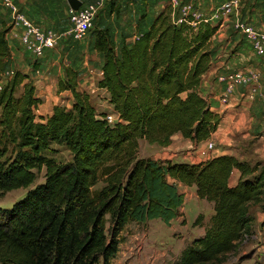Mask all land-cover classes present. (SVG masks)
Returning <instances> with one entry per match:
<instances>
[{"label": "trees", "instance_id": "trees-1", "mask_svg": "<svg viewBox=\"0 0 264 264\" xmlns=\"http://www.w3.org/2000/svg\"><path fill=\"white\" fill-rule=\"evenodd\" d=\"M174 11L168 4L119 50L109 28L95 31L94 48L104 55L98 85L110 94L115 123L79 88L71 66L59 91L72 93V107L55 105L44 116L33 81L12 65L8 29H0V193L29 188L10 208L0 206V264H113L128 224L159 219L170 225L180 217L179 183L196 186L214 213L176 264H230L255 235L252 208L264 214L262 160L226 154L190 164L139 154L142 139L168 146L180 132L200 143L221 122L201 88L219 25L191 15L178 23ZM54 143L72 159L60 163L46 155ZM235 169L241 174L232 185ZM42 170L45 181L31 187Z\"/></svg>", "mask_w": 264, "mask_h": 264}, {"label": "rangeland", "instance_id": "rangeland-1", "mask_svg": "<svg viewBox=\"0 0 264 264\" xmlns=\"http://www.w3.org/2000/svg\"><path fill=\"white\" fill-rule=\"evenodd\" d=\"M15 1L21 9H24L23 11L28 17H36L37 19L44 16L57 17L68 13L70 7L68 0ZM81 1L83 2V5L102 3L93 28L82 40L64 38L60 45L54 49L61 47L66 48V46H73L75 44L78 45L80 42L88 45L93 39H95V31L99 28H109L118 48H120L123 41L131 43L135 33L139 34L148 27L147 20L149 19L152 22L154 18L153 16L158 10V8H154V5H157V3L162 0H145V6L149 8L140 5V0ZM221 1L223 0H220L219 2ZM168 2L170 3V0H168ZM219 2H215L214 0H196V3H193V7L207 15L216 5L219 4ZM182 3L188 4L190 2L184 0ZM182 3L180 4L183 5ZM198 3L199 5H197ZM242 3L243 12L246 17L256 20H264V0H242ZM127 8L129 9V12L133 11V9H143L144 13H140V18L132 17L131 13L125 11ZM174 10L176 17H179L183 13L180 7H177ZM69 24L66 26L67 28ZM66 27L64 28L67 29ZM224 28L226 27H223L220 31V34L222 33L220 39H217L216 37L213 41L216 47L221 44L227 45V42L229 41H232V45H230L229 48H233L234 44H236L235 41L240 40L241 43V34H237L236 36V33L231 26L228 32L227 30L225 32ZM54 29H56V27ZM243 44L245 48H248L249 44L246 41H244ZM88 48L90 51V53H88V61H91L92 66L90 67L91 70L87 71V74L80 78V81L85 82L84 85H82V88L87 87L91 89V91H97L99 88V70H97V68H99V58L96 56V53L93 54L91 52L93 51L91 46ZM46 53L47 50L45 51V54ZM78 60L81 68L83 65V56H79L77 57V60L73 59L72 61L76 64ZM60 63L65 67L66 63L63 60V57H61ZM262 64L264 65V61H262ZM82 72H84V70ZM21 92V89H19L17 93L20 94ZM96 95L99 96L102 102L105 101V98L98 93L93 94L95 99L97 98ZM55 100L62 102L59 105L71 108L74 98L71 92H64L61 96L58 92V96H55L54 101ZM43 102L44 105L42 104L40 111L44 116H47V111L51 109L52 106L48 105L45 101ZM105 104L104 114L115 113V110H112L111 107H109L108 102H105ZM149 151L146 142L142 141V148L140 149L139 154L142 156L144 153H149ZM46 155L56 159L60 163H65L72 159L70 151L64 145L55 143L51 145V148L46 152ZM44 181L45 170H42L38 173V177L34 185L31 187L43 183ZM101 186L102 183H99L94 188L96 189ZM28 190L29 188H20L6 193H0V206L10 208L14 203L22 199ZM180 191L185 195V202L180 209V217L172 221L170 225L165 224L159 219H154L146 223L132 222L128 224L120 234L119 251L113 259V264H176L182 251L195 238L204 234L205 228L210 222L211 215L214 213L212 204L206 200L199 199L194 189L180 187ZM252 212L255 220V235L250 241L240 244L236 253L230 256V264H264V226H262L264 214L258 206L253 207ZM199 215H203V219L199 224H196L195 221Z\"/></svg>", "mask_w": 264, "mask_h": 264}, {"label": "crops", "instance_id": "crops-1", "mask_svg": "<svg viewBox=\"0 0 264 264\" xmlns=\"http://www.w3.org/2000/svg\"><path fill=\"white\" fill-rule=\"evenodd\" d=\"M140 1V5L144 6L145 8H149L145 6V0ZM180 1L184 2V0ZM187 1L190 3H196V0ZM214 1L219 2L220 0ZM224 1L226 0L219 2V4ZM168 4H170L168 0H162L159 1L157 5L155 4L154 8H158V10L155 12L153 17L155 18L160 12H162ZM197 5H199V3ZM128 8L125 11L129 12ZM129 13H131L132 17L140 18V13H144V10L133 9V11ZM29 17L35 23H38L45 28L56 27V29H61L69 24L68 13L59 15L57 17L44 16L40 19L31 16ZM252 20L258 25H264V20ZM147 22L148 27H146V29L143 31L147 30L152 23L149 19ZM230 26L232 27L231 24H228L226 28H224L225 32L226 30L228 32ZM3 27L8 29L7 37L12 48V65L21 70L23 73L29 75L36 87V94L41 97L48 105L52 106L51 109L47 111L46 115H50L52 113L53 107L55 105L62 103L61 101L58 102L59 100H55L56 102L54 101L55 96H58V92L60 96L64 92H70L59 91V79L64 77V70L67 66H71L78 71L79 88L82 91H87L90 93L92 103L99 113L105 112V102H108L109 107H111L112 110H115L114 105L109 101L110 94L107 89L99 87L97 91H91V89L87 87L82 88V85H84L85 82L80 81V78L87 74V71L91 70V61H88V53H90L88 47L90 46L93 49L91 52L93 54L96 53V56L99 58V68H97V70H99L98 82L102 77L104 55L94 48L95 39H93V41L88 45L80 42L78 45L75 44L73 46H66V48L61 47L58 49H48L47 53L42 58H36L32 55V53L23 48L19 36L22 31V27L13 23L11 14L6 10H3L0 13V29ZM222 29L223 28H219L213 38V41L216 37L217 39H220V35L222 34H220V31ZM234 32L236 33V36L239 34L235 30ZM137 35L138 34L135 33L132 42L137 37ZM241 40V43L240 40L235 41L236 44H234L233 48H229V46L232 45V41L227 42V45H218L216 47V54L212 66L203 76L201 85L202 93L210 103L211 109L221 116V122L217 130L213 132L211 137L208 139V141H213L215 144V148L210 152V156L206 157L202 154V150L205 149L208 143L207 140L197 143L189 138H185L179 132L173 136L172 142L168 146H160L156 143L150 144L146 140L142 139L140 141V149L142 148V141H145L150 150L149 153H144L145 155L143 154V157H152L154 159L172 160L179 163L193 164L206 161L215 156L230 154L238 157L241 160H262L264 162L263 103L260 100L252 102L247 98H244L243 91L245 88L240 86L230 96L229 103L224 104L220 100L222 85L216 80L217 74L226 68L237 69L243 66H249L261 70L263 69V59L254 55L250 45L247 44L248 48H245L243 44L244 39L241 38ZM119 49L120 48L117 46V50ZM79 56H83V65L81 68L79 60L76 62V64L72 61L73 59L77 60V57ZM61 57H63V60L66 63L65 67H63L60 63ZM83 70L84 72H82ZM95 93L101 94L105 98V101L102 102L98 95H96L97 98L95 99V96H93ZM42 104L44 105V102ZM240 174L241 172L239 169H235L233 171L231 176L232 185H235L238 182ZM179 187H187L196 191V186L188 187L179 183Z\"/></svg>", "mask_w": 264, "mask_h": 264}, {"label": "built area", "instance_id": "built-area-1", "mask_svg": "<svg viewBox=\"0 0 264 264\" xmlns=\"http://www.w3.org/2000/svg\"><path fill=\"white\" fill-rule=\"evenodd\" d=\"M180 0H170V4L174 9L180 7L183 13L177 17V22L185 21L190 15L196 19H203L219 28L232 25L234 30L241 34L252 52L264 61V25H258L251 18L245 16L243 12L242 0H226L216 5L210 14L194 9L193 3H182ZM102 3L80 6L75 10L69 7L68 15L70 24L67 29L45 28L31 20L18 6L15 0H0V13L5 9L12 16L14 24L22 27L20 33V41L25 50L32 53L36 58H42L48 49L57 48L64 38H73L82 40L93 28L98 11ZM65 29V30H64ZM17 35V34H15ZM12 75L13 70L8 72ZM9 75V76H10ZM216 80L222 85L220 100L224 104L229 103L230 96L233 92L243 86V97L254 102L260 100L264 105V66L263 69L243 66L237 69H225L219 72ZM105 118L110 123H115L119 119L116 113H106ZM215 148L213 141H208L202 154L206 157L210 156V152Z\"/></svg>", "mask_w": 264, "mask_h": 264}, {"label": "water", "instance_id": "water-1", "mask_svg": "<svg viewBox=\"0 0 264 264\" xmlns=\"http://www.w3.org/2000/svg\"><path fill=\"white\" fill-rule=\"evenodd\" d=\"M68 3L70 5V7L75 9V10L79 9L80 6L82 5L81 0H68Z\"/></svg>", "mask_w": 264, "mask_h": 264}]
</instances>
